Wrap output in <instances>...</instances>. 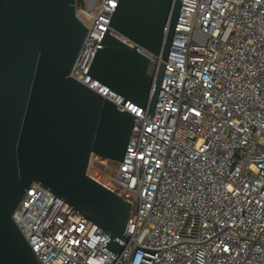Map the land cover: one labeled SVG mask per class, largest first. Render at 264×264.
Masks as SVG:
<instances>
[{
  "label": "built area",
  "instance_id": "obj_1",
  "mask_svg": "<svg viewBox=\"0 0 264 264\" xmlns=\"http://www.w3.org/2000/svg\"><path fill=\"white\" fill-rule=\"evenodd\" d=\"M179 1L152 113L88 73L118 0L75 1L88 32L69 75L134 115L123 159L91 153L85 172L131 203L128 239L120 262L32 183L12 218L41 264H264V0Z\"/></svg>",
  "mask_w": 264,
  "mask_h": 264
},
{
  "label": "water",
  "instance_id": "obj_2",
  "mask_svg": "<svg viewBox=\"0 0 264 264\" xmlns=\"http://www.w3.org/2000/svg\"><path fill=\"white\" fill-rule=\"evenodd\" d=\"M75 1L0 0V264H41L12 218L32 183L107 232L101 247L118 261L126 252L131 203L85 172L91 153L123 159L134 115L69 75L88 32ZM179 8L118 0L88 73L152 113ZM138 47L160 56L154 74Z\"/></svg>",
  "mask_w": 264,
  "mask_h": 264
},
{
  "label": "rangeland",
  "instance_id": "obj_3",
  "mask_svg": "<svg viewBox=\"0 0 264 264\" xmlns=\"http://www.w3.org/2000/svg\"><path fill=\"white\" fill-rule=\"evenodd\" d=\"M84 20H85L87 23H89V21H88L87 19L84 18Z\"/></svg>",
  "mask_w": 264,
  "mask_h": 264
}]
</instances>
